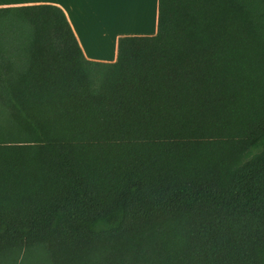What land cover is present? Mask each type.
<instances>
[{
    "label": "trees",
    "instance_id": "16d2710c",
    "mask_svg": "<svg viewBox=\"0 0 264 264\" xmlns=\"http://www.w3.org/2000/svg\"><path fill=\"white\" fill-rule=\"evenodd\" d=\"M0 264H264V0H158L113 63L0 8Z\"/></svg>",
    "mask_w": 264,
    "mask_h": 264
},
{
    "label": "crops",
    "instance_id": "0c3cea01",
    "mask_svg": "<svg viewBox=\"0 0 264 264\" xmlns=\"http://www.w3.org/2000/svg\"><path fill=\"white\" fill-rule=\"evenodd\" d=\"M109 1L0 0V8L59 7L67 17L84 57L92 62L113 63L119 38L156 34L158 0H118L116 4Z\"/></svg>",
    "mask_w": 264,
    "mask_h": 264
},
{
    "label": "rangeland",
    "instance_id": "374dc122",
    "mask_svg": "<svg viewBox=\"0 0 264 264\" xmlns=\"http://www.w3.org/2000/svg\"><path fill=\"white\" fill-rule=\"evenodd\" d=\"M109 3L116 4V3H118V0H110ZM104 4L107 5L108 3H104ZM104 10H105V9H104Z\"/></svg>",
    "mask_w": 264,
    "mask_h": 264
}]
</instances>
